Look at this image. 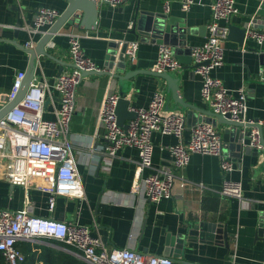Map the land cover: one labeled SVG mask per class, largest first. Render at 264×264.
<instances>
[{"label":"crops","instance_id":"obj_1","mask_svg":"<svg viewBox=\"0 0 264 264\" xmlns=\"http://www.w3.org/2000/svg\"><path fill=\"white\" fill-rule=\"evenodd\" d=\"M182 1L130 0L118 8L102 4L95 27H90L89 21H76L79 30L86 35L82 39V46L99 67L105 68L110 43L136 40L139 42L138 63L129 65L123 75L134 70L152 71L158 58L159 44L152 40L142 41L137 36L141 32L137 29L140 20L145 17L143 11L183 20L193 31L188 36L190 49L207 40V26L213 18L212 4L215 0H203L201 5L193 6L189 12L182 11ZM167 2L168 10L165 9ZM260 4L259 0H236L240 14L231 23L241 26L250 22V17L256 15ZM68 6V0H0V110L11 102L8 97L18 73L26 74L30 66L31 50L26 47L30 35L25 26L33 25L40 8L56 9L62 15ZM132 22L134 27L130 29ZM53 26L47 28L46 33ZM65 27L46 46L48 56L39 57L35 78L53 82L61 72L71 68L65 35L70 26ZM44 35H36L34 49ZM263 54L264 44L258 45L252 39H246L244 47H240L236 40H229L223 67L211 73L229 89L243 87L249 94L247 119L256 125L246 123L252 126L243 129L249 134L246 145H250V135L254 129L261 127L264 135V66L259 59ZM189 56L188 53L183 55L188 59ZM182 65L181 72H171L180 79L182 97L196 107L211 110L201 95L202 77L195 74L193 68H188L184 63ZM109 82H112V91L119 96L123 86L131 107L148 105L153 93L159 91L165 98L164 113L184 115L173 110L175 102L172 93L167 82L161 78L138 74L121 84L119 80L109 77L84 75L78 86L69 140L86 199L58 197L55 210L51 212L49 195L39 190L33 182L30 191L33 214L89 226L93 235L100 237L108 250L129 248L155 256H163L168 247V237L184 233L191 223H213L221 225L222 231H228L229 247L223 240L220 244H212L198 239L186 243L179 258L172 257L174 264H264V233L261 234L264 231L261 228V218L264 217L263 150L253 149L252 153L243 150L238 158L229 148L232 141L230 133H225L228 126L222 125L216 129L222 132L224 145H228L225 154L236 164L233 173L224 175L218 157L201 154H193L185 168L176 169L174 157L167 147L177 143V138L154 133V167L174 171L178 179L170 198L163 199L159 204L152 203L144 192L143 175H140L141 178L138 176V152L135 149L122 150L111 164L106 158L105 129L99 125V114ZM47 100L49 104L45 107V116L53 119L52 99L48 96ZM188 137L189 131H186L185 138ZM257 152H260L259 156L254 154ZM148 173L149 170L144 175ZM138 177L140 188L134 192L133 184ZM180 177L186 179L185 187L179 184ZM225 178L242 184L243 202L220 195ZM25 202L23 187L0 178V209L21 211ZM42 244L72 253L53 241H42ZM172 248L176 251V243Z\"/></svg>","mask_w":264,"mask_h":264},{"label":"built area","instance_id":"obj_2","mask_svg":"<svg viewBox=\"0 0 264 264\" xmlns=\"http://www.w3.org/2000/svg\"><path fill=\"white\" fill-rule=\"evenodd\" d=\"M102 4L118 8L130 0H100ZM203 0H183L182 11L189 12L193 6L201 5ZM166 10L169 3H166ZM213 18L208 24V37L204 44L192 48L193 70L203 79L201 95L211 111L223 116L230 115L233 121L252 123L247 119L249 94L243 87L229 89L220 78L211 75L225 63L226 43L229 25L240 14L236 0H215L212 4ZM35 14L33 25H26L30 35L26 47L36 46V35H44L46 29L54 25L61 16L60 11L40 8ZM134 22L130 24L133 29ZM76 23L65 32L69 44L71 68L63 71L53 82L35 78L24 99L0 121V178L14 186L25 189L26 202L21 211L0 209V253L6 264H22L26 256L18 248L22 243H31L37 249L42 241L63 243L87 264H174L166 256L146 255L134 249L108 250L100 237L94 236L89 226L78 222H65L36 217L30 200L32 184L49 195V210L54 212L58 197L85 200L84 186L72 153L70 127L76 112L77 91L85 72H101L86 53L82 39L86 36ZM247 39L258 45L264 44V29L252 24L246 31ZM128 47L125 58L129 65L138 63V41H121ZM182 63L175 50L168 45H159L158 58L152 69L157 73L181 72ZM25 78L18 73L8 100L16 99ZM48 96L53 103L54 118H46ZM120 96L112 91V82L102 102L99 125L105 129V154L110 164L118 154L127 148L138 152L137 172L143 175L144 192L152 203L159 204L170 198L176 180L174 171L157 169L153 165L155 146L154 133L177 138V143L167 148L174 157L176 169L185 168L193 154L216 156L220 159L224 175L236 170L234 160L224 152V144L216 127L209 123H199L188 128L181 114L164 113L165 98L162 93H153L148 105L131 107L136 118L129 121L125 131L118 123L116 107ZM189 137L185 138V132ZM250 146L262 151L260 131L254 129L250 135ZM149 170L150 173L144 175ZM142 176H140L141 178ZM181 187L186 179L180 177ZM139 177L134 181L133 191L140 188ZM225 198L244 201L243 186L238 181L225 178L220 189ZM195 264V263H194Z\"/></svg>","mask_w":264,"mask_h":264},{"label":"water","instance_id":"obj_3","mask_svg":"<svg viewBox=\"0 0 264 264\" xmlns=\"http://www.w3.org/2000/svg\"><path fill=\"white\" fill-rule=\"evenodd\" d=\"M261 2L258 11L254 17H250V22L245 23L241 26L229 25V40H236L240 47L245 46L246 42V31L250 24L264 29V0ZM69 6L67 10L57 19L52 29L44 35L42 41L38 44L36 49L29 51L30 54V66L25 74L22 87L15 100L11 101L9 105L0 110V121L4 118L9 111L14 107L18 106L20 102L26 96L32 81L35 79L36 70H38L39 57L48 56L46 46L51 42L56 34H59L65 26H72L78 21L82 20V23L90 22V27H95L99 17L100 7L102 2L100 0H68ZM145 17L140 20L138 31H141L138 38L142 41L152 40L153 43L159 45H168L174 47L175 54L180 63L188 65V68H195L197 65H192L193 58L191 56L192 49L188 48V36L193 33L192 29L187 27V24L183 20L178 18H169L163 14H152L143 11ZM66 28V27H65ZM133 33L136 34L134 30ZM128 44H120V42H112L109 44V49L106 58V67L101 72H85L84 75H94L97 77H109L111 79H117L124 83V81L131 79L138 74H146L153 77L161 78L167 82L172 97L174 99V111L182 112L185 124L188 128L195 126L199 123H209L215 127L226 125L228 128L225 133H230L232 144L230 149L234 150L235 156L241 157L243 150L245 153H252L253 148L248 144L246 145L249 134L243 132V129L252 126L246 123H239L233 121L230 115L223 116L217 114L211 110H204L200 107H196L184 100L180 88V79L173 76L171 72L157 73L154 71H143L134 70L127 71L129 66L125 53ZM188 53L189 59L183 57L184 54ZM261 65L264 66V54L259 57ZM192 65V67L190 66ZM62 73V72H61ZM60 73V74H61ZM59 74V75H60ZM49 102H46V106ZM131 101L127 98V93L121 87L120 99L116 107V115L118 118L119 125L127 131L129 121L136 118V113L131 111ZM192 120L193 123H192ZM256 128V127H254ZM260 143L263 146L264 153V135L262 128L260 127ZM219 136L222 137V132H218ZM224 144V143H223ZM228 145H224V152H227ZM260 152L254 153L259 156ZM261 228H264V217L261 218ZM264 231L261 232L263 234ZM198 239L201 241H207L212 244H220L223 242L229 247L228 231L225 229L222 231L221 225L208 223V222H196L191 223L184 233H180L177 236L170 235L168 237V247L163 256L169 258H179L186 243L195 242ZM176 251L172 247L175 246ZM172 258V259H173ZM174 261V260H173ZM189 264V263H187Z\"/></svg>","mask_w":264,"mask_h":264},{"label":"trees","instance_id":"obj_4","mask_svg":"<svg viewBox=\"0 0 264 264\" xmlns=\"http://www.w3.org/2000/svg\"><path fill=\"white\" fill-rule=\"evenodd\" d=\"M56 244L73 250L63 243ZM18 248L26 256V260L22 264H87L84 260L72 253L44 246V244L38 245L36 250H33L34 247L31 243H22L18 245ZM0 264H6L1 253Z\"/></svg>","mask_w":264,"mask_h":264}]
</instances>
